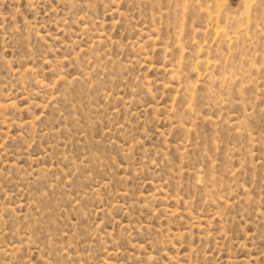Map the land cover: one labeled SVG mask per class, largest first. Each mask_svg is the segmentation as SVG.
<instances>
[{"label":"rangeland","instance_id":"rangeland-1","mask_svg":"<svg viewBox=\"0 0 264 264\" xmlns=\"http://www.w3.org/2000/svg\"><path fill=\"white\" fill-rule=\"evenodd\" d=\"M0 264H264V0H0Z\"/></svg>","mask_w":264,"mask_h":264}]
</instances>
